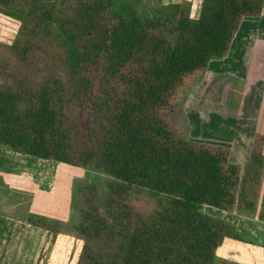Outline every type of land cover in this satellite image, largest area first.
I'll return each instance as SVG.
<instances>
[{
  "label": "trees",
  "instance_id": "obj_1",
  "mask_svg": "<svg viewBox=\"0 0 264 264\" xmlns=\"http://www.w3.org/2000/svg\"><path fill=\"white\" fill-rule=\"evenodd\" d=\"M263 4L202 0L193 18L188 0H0L18 21L0 42V146L109 177L77 188L69 226L27 222L80 239L76 264H245L215 256L249 239L203 207L264 222L263 136L234 163L170 112Z\"/></svg>",
  "mask_w": 264,
  "mask_h": 264
},
{
  "label": "rangeland",
  "instance_id": "obj_2",
  "mask_svg": "<svg viewBox=\"0 0 264 264\" xmlns=\"http://www.w3.org/2000/svg\"><path fill=\"white\" fill-rule=\"evenodd\" d=\"M188 1L190 15L196 18L202 0ZM17 29L18 21L0 13V42L12 43ZM170 115L178 117L179 128L187 137L229 147L231 162L243 164L258 135L263 136L260 147L264 154V4L259 16L242 20L228 55L211 60L201 75L187 82L174 100ZM0 177V264H76L80 239L68 233L54 236L27 219L44 217L69 226L77 218L71 207L77 188L90 185L101 194L109 177L1 146ZM142 197L154 200L147 193ZM215 209L203 207L206 213L226 218ZM228 217L252 233L246 236L248 242L220 245L215 256L237 258L232 248H238V261L246 257L264 264V222L237 213ZM226 246L230 248L228 255Z\"/></svg>",
  "mask_w": 264,
  "mask_h": 264
},
{
  "label": "crops",
  "instance_id": "obj_3",
  "mask_svg": "<svg viewBox=\"0 0 264 264\" xmlns=\"http://www.w3.org/2000/svg\"><path fill=\"white\" fill-rule=\"evenodd\" d=\"M263 9V8H262ZM216 210V209H215ZM216 211H218L219 213H225V217L226 218H224V219H226V220H229V221H231L232 223H234L236 226H237V228H238V230H239V232H240V234L241 235H243L244 237H246L247 235H248V233H252L251 231H249L248 232V230L246 231L242 226H240V225H238L237 223H235L234 221H232V220H230L229 219V217L228 216H231V215H233V214H235L234 212H228V211H223V210H219V209H217ZM219 217V216H218ZM221 217V216H220ZM222 218V217H221ZM258 220V219H257ZM260 223V222H259ZM262 224V223H261ZM228 249H230L229 248V246H226V255H228ZM232 252H233V255L235 256V257H237V258H234V257H230L229 259H233V260H236V261H238V260H240L239 258H238V256H239V253H238V248H232ZM245 259H244V263H249V264H255V263H253L252 261H251V259H248V258H246V257H244ZM240 262V261H239ZM242 262V263H243Z\"/></svg>",
  "mask_w": 264,
  "mask_h": 264
}]
</instances>
